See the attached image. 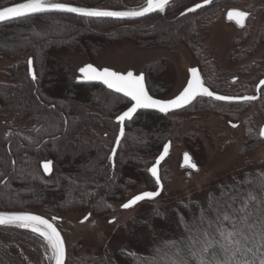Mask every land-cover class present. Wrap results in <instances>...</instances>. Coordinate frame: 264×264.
<instances>
[{
	"label": "trees",
	"instance_id": "trees-1",
	"mask_svg": "<svg viewBox=\"0 0 264 264\" xmlns=\"http://www.w3.org/2000/svg\"><path fill=\"white\" fill-rule=\"evenodd\" d=\"M18 1L22 0H0V7ZM191 1L173 0L164 13H152L132 20L55 12L0 24V58L17 61L10 66V80L0 82V112L11 113V123L14 124L25 117L32 121L22 131L13 130L12 125L7 124L11 130L0 135V210L30 211L56 217L67 212L85 211V214L104 217L111 205L122 204L129 198L127 194L131 186L141 183L143 189H148L156 185L145 163L147 159H144L149 157L148 160H153L168 140L174 129L172 112L142 109L131 120H126L124 135L112 163L110 147L118 132L114 118L130 101L100 83L76 81L77 73L52 61L51 54L60 50L86 51L107 41L122 39L138 41L144 38L143 43L152 39L153 43H164L165 46L176 44L192 35L191 29L199 15L215 19L225 0H214L196 12L180 15L196 2ZM59 2L123 10L141 6L145 0ZM247 2L251 6L252 0ZM171 20L172 28L152 35L151 29L160 30ZM26 33L32 35V40L18 39ZM255 39V43L261 40ZM190 45L194 50L199 49L195 42ZM29 58L33 61L35 81L27 69ZM207 65L219 82L221 75L218 70ZM201 69L204 73L205 70ZM148 71L145 67L143 73L147 89L151 95L159 97L167 87L154 88ZM206 79L216 87L212 84L214 80ZM31 92L37 93V98L43 99V103L31 99ZM203 100L205 103L200 106L206 105L216 112L236 111L235 104ZM93 101L105 107L107 119L99 111V118L92 120L90 115L93 112L89 109ZM192 109L194 104L178 112L187 114ZM105 119L111 123L105 135L109 145L94 129ZM255 137L252 134L251 138ZM46 159L52 162L49 175L43 174L40 168V162ZM248 191L264 194L263 164L215 183L202 200L179 199L172 205L157 208L151 206L154 199L140 201L136 205L145 204L142 207L146 210L143 216H136L122 226L125 231L121 239L89 258H75L72 264H173L179 259L178 252L189 259L188 246L195 242L193 250L198 249L205 232L219 238L216 227H223L225 232L231 230L227 222L223 225L216 222L214 200H227L238 194L244 196ZM209 221L213 222L212 227H209ZM262 254L264 249L255 251V255L249 253L246 258L259 264ZM50 255L42 237L16 226H0V264H51L46 259Z\"/></svg>",
	"mask_w": 264,
	"mask_h": 264
},
{
	"label": "rangeland",
	"instance_id": "rangeland-1",
	"mask_svg": "<svg viewBox=\"0 0 264 264\" xmlns=\"http://www.w3.org/2000/svg\"><path fill=\"white\" fill-rule=\"evenodd\" d=\"M195 1L202 0H192L191 2ZM50 2H59V0H50ZM141 6L123 10H134ZM230 8L249 13L243 27L226 19L225 13ZM204 17L199 15L195 27H192L193 30L191 29L192 35L176 44L165 46L164 43H153L152 39L147 40L148 42L145 40L146 43H143L144 38L140 39L141 41L122 39L107 41L99 45L98 48L86 51L83 49L56 51L51 54V58L52 61H56L76 73L77 69L85 63H92L98 68H111L117 72L132 70L139 73L145 71V67H147L151 85L154 88L155 86L163 87V89L167 87L164 94L159 97L168 98L183 87L187 79V68L194 65L202 67L205 70L204 75L214 80L215 83L212 84L216 86L215 89L222 91L218 77L211 73L207 64L218 70L219 76L221 75L223 79L235 75L239 66L232 60L231 55H234L235 49L243 37L249 35L243 42L241 41L240 46L250 49V45L254 43L251 42V39L261 40L256 43L257 46L252 52L247 50L245 55L247 59L244 62L258 61L257 58H259L260 62L257 66L253 65L254 68L251 71L255 78L261 76L264 72V0H252L251 6L247 0H225L221 3L220 11L215 19ZM171 22L172 20L160 30L151 29L152 35L160 32L162 34V31L172 28ZM32 38L30 33L18 37L20 40H32ZM193 42L197 43L199 49L194 50L191 47L190 43ZM15 62L17 61L8 57L0 58V82L10 80V66ZM239 74L242 76L243 72H239ZM232 87L228 90L235 91L236 87ZM36 95L35 92L29 94L31 99L43 103V99L37 98ZM197 105L199 106H194L195 111L192 109L187 114L178 111L170 113L174 120V129L168 137V140L171 141L170 152L159 166L162 190L160 196L151 201V206L166 207L179 199L202 200L215 183L226 181L230 176L248 168L264 165V142L251 143L252 130L255 127L258 131L260 124L264 123V108L255 103H249L244 107L246 108L244 111H237L232 117H228L206 105L203 107L200 104ZM84 110L86 111V109ZM89 110L93 112L90 115L92 120L99 118V111L104 113L106 119L108 118L106 117L108 116L107 110L97 101L92 102ZM11 119V113L0 112V135L7 133L11 128L18 131L26 130L32 124V121L27 117L16 124L11 123ZM106 119L102 125L94 126V129L101 140L109 145L108 137L105 135L108 133V126L111 123ZM227 120L232 123L239 122V125L236 128L231 127L226 122ZM7 124H11V128L7 127ZM112 147H110V151ZM185 151L190 154L197 170L180 165L181 155ZM148 159L150 158H145L144 161L146 160L145 163L149 167L155 158ZM136 184L130 187L127 198L147 189L146 187L143 189L141 183ZM156 187L157 184L149 186L148 189ZM120 205L121 203L111 205L109 213L104 217L91 214L84 221L80 220L84 217L85 211L61 214L60 220L56 224L65 241V264H72L77 257L89 258L100 249H106L124 236L125 230L121 229L123 225L136 216H143L146 210L142 207L145 204L134 205L129 209L121 208Z\"/></svg>",
	"mask_w": 264,
	"mask_h": 264
},
{
	"label": "snow or ice",
	"instance_id": "snow-or-ice-1",
	"mask_svg": "<svg viewBox=\"0 0 264 264\" xmlns=\"http://www.w3.org/2000/svg\"><path fill=\"white\" fill-rule=\"evenodd\" d=\"M170 0H145L144 5L139 10L134 11H101L94 9H86L81 7H73L66 3H52L50 0H27L24 3H17L11 7H4L0 10V23H6L17 18L32 16L35 14L46 12H64L73 13L83 17H115V18H135L143 17L149 13L164 12L165 7ZM212 3V0H203V4H196L194 8H189L188 12H194L204 5ZM183 14V13H182ZM238 17L235 23L239 27H243V20L247 18L248 13L243 11H229L228 19ZM33 61L28 60V71L35 81L36 76L32 72ZM190 78L187 81L186 87L174 99L162 101L153 99L145 89L144 77L135 76L132 72L127 74H119L108 69L97 70L92 65H86L80 68L81 76L86 82L97 81L105 85L109 90L122 94L132 102L131 107L116 117L120 127V136L124 135V122L131 120L133 114L138 109H156L161 113H167L174 109L183 108L192 103L198 96H206L216 101H230L234 98L228 96L215 95L203 85L200 75L195 68L189 70ZM264 85V80L260 81ZM243 100H253L255 97L245 96ZM236 127V125H233ZM260 137L264 138V129L260 131ZM119 144V137L116 140ZM170 145H164V155L168 153ZM113 155L115 149L112 150ZM164 155L148 169L151 176L155 178L156 184L160 185L158 174V165L164 159ZM111 159V157H109ZM185 164L193 170H197V166L191 163L190 157L185 154ZM45 174L51 172V162L46 161L42 164ZM160 192H143L136 195L127 203L123 204L124 209L132 208L140 201L151 200L159 196ZM222 195H227L223 193ZM211 199V197H210ZM216 205V222L223 225L225 222L231 225V230L225 232L223 227H216L215 231L218 234L212 236L205 232L203 241L200 242V247L195 251V242L188 246L189 259H185L177 253L178 261H173V264H254L253 261L246 257L249 253L255 255V251L264 249V194L248 191L244 196L229 197L227 200H214ZM239 205V206H236ZM55 219V218H54ZM87 219V217L85 218ZM0 225H15L18 228L26 229L43 238L47 245V249L51 255L46 257L49 261H54V264H65V247L60 233L49 223L48 220L31 214H0ZM213 226V222L209 221V227ZM252 245V246H249ZM172 246H176L173 244ZM255 249V251H254ZM239 257V259H237ZM259 264H264V254H262Z\"/></svg>",
	"mask_w": 264,
	"mask_h": 264
},
{
	"label": "flooded vegetation",
	"instance_id": "flooded-vegetation-1",
	"mask_svg": "<svg viewBox=\"0 0 264 264\" xmlns=\"http://www.w3.org/2000/svg\"><path fill=\"white\" fill-rule=\"evenodd\" d=\"M248 36L249 35H247V37ZM247 37H243V39L241 41L243 42V40L246 39ZM241 41H240V43H238L239 46L238 45H237L238 47L236 46L237 48L235 49L234 55H231L232 60L235 61L236 64H238L239 69H238V71H236L237 73L235 75H231L227 79H226V77H224V79H223V77L220 76L219 84H220V90H222V91L216 90L215 89L216 87H212L210 85V83L207 81V79H206L202 69L200 68V66L194 65V66H191V67H196L198 69V72H199L200 77H201V79L203 81V84L205 86H207L213 92H216L218 94L225 95V96H240V97L241 96H255V99H253V100H243L242 99V100H238V101H235V100L216 101V100L211 99V98L206 97V96H203V97L198 96L189 105H193L194 104V106L195 105L197 106V104H201L202 102L205 103V101L203 99H206L207 103L212 101V102H217V103L235 104L236 111H231L230 109H228L229 113H227V112L221 113L224 116L226 114L228 117H232V115L235 112H237V111L238 112L239 111L240 112L244 111L246 109L244 107L249 105V103L250 104H254L255 103V104L259 105L261 108H264V85L259 84L261 80H264V72H262L261 76L255 78V76L253 75V72L251 71V69L254 68L253 65H255V66L258 65V63L260 62L259 61L260 59L257 58L258 61L255 60L256 62L255 61H253V62L245 61L244 62V60L247 59V58H245L247 50L252 52L255 49V47L257 46V44L255 43L257 40L256 39H251V42H254V43H253V45L249 44L250 47H251L250 49H248L249 47L246 48L244 46H240V44L242 43ZM239 47H241V48H239ZM189 68L190 67L187 68V78H188V69ZM239 72H243L242 76L239 74ZM186 81H187V79H186ZM232 85H233V87H232ZM230 87H232V88L236 87L234 89L235 91L228 90ZM230 108H231V106H230ZM226 122L231 127H233V125H236V127L239 125V122L232 123L230 120H227ZM263 125H264V123L260 124L258 131H256L257 129L254 127V129L252 130L251 135L254 134V135H256V137H255V139H251V143L256 142V144H258L260 141L264 142V138H261L260 135H259L261 126H263ZM118 128H119V125H118Z\"/></svg>",
	"mask_w": 264,
	"mask_h": 264
},
{
	"label": "water",
	"instance_id": "water-1",
	"mask_svg": "<svg viewBox=\"0 0 264 264\" xmlns=\"http://www.w3.org/2000/svg\"><path fill=\"white\" fill-rule=\"evenodd\" d=\"M171 1H172V0H170V2H171ZM213 1H214V0H212V2H213ZM24 2H27V0H22V1H18V2H15V3H11V4H7V5H4V6H1V7H0V10H2L4 7H11V6H14V5L17 4V3H24ZM54 3H64V2H54ZM198 3L203 4V0H202V1H199V2H196V3H194V4L190 5V6H188L187 8H185V9L180 13V15H181L182 13H183V14H186V13H193V12H188V9H189V8H194L195 5L198 4ZM66 4H68V5H70V6H73V7H81V8L94 9V10H101V11H116V12H123V11H134V10H139V9H140V8H138V9H134V10H116V9H106V8H97V7H86V6H81V5H76V4H70V3H66ZM210 4H211V3H210ZM210 4L204 5L203 7L209 6ZM203 7H201V8H203ZM199 9H200V8H199ZM199 9H197L196 11H198ZM233 10H235V11H241V10H238V9H232V8L228 9V10L226 11V13H225V17H226L227 20H229V19H228V12H229V11H233ZM196 11H194V12H196ZM243 12H245V11H243ZM46 13H55V12H46ZM56 13H64V12H56ZM246 13H247V12H246ZM40 14H41V13H40ZM65 14L76 15V14H73V13H65ZM149 14H151V13H149ZM35 15H36V14H35ZM147 15H148V14H147ZM104 18L132 20V19H137V18H140V17H135V18H115V17H104ZM237 19H239V18L234 16V17L232 18V21L235 22ZM244 22H245V19L243 20V24H244ZM0 24H1V23H0ZM236 25H237V24H236ZM29 59H31V58H29ZM29 59H28V60H29ZM89 64L92 65L93 67H95L97 70H101V71H102V70H104V69H108V70H110V71H115V70H113V69H111V68H106V67L98 68V67H96V66H95L94 64H92V63H85V64H83L81 67H79V68L77 69L78 76L76 77V81L86 82V81L83 80V77L81 76L80 68H82V67H84V66H86V65H89ZM27 67H29V66H28V62H27ZM191 68H195V69H197L196 67H190V68L188 69V78H187V81H188V79L190 78V72H189V70H190ZM197 71H198V69H197ZM28 72H29V71H28ZM32 72L34 73L33 65H32ZM115 72H117V71H115ZM128 72H132L135 76H143V77H144V85H145V89H146V91L148 92V94H149L153 99H157V100L168 101V100L174 99L176 96H178V95L183 91L184 87H186V85H187V81H186L185 85H184V86H183V87H182V88H181V89H180L175 95H173V96H171V97H168V98L156 97V96H153V95H151V94L149 93V91H148V89H147V86H146L145 76H144V73H143V72L135 73V72L132 71V70H127V71H125V72H117V73L124 75V74H127ZM198 73H199V72H198ZM29 75H30V74H29ZM199 75H200V74H199ZM30 77L32 78L31 75H30ZM200 79H201V77H200ZM201 81H202V79H201ZM91 82H97V81H91ZM202 82H203V81H202ZM97 83H100V82H97ZM100 84L103 85L102 83H100ZM259 84H260V83H259ZM203 85H204V84H203ZM103 86L106 87L105 85H103ZM204 86H205V85H204ZM205 87H207V86H205ZM106 88H107V87H106ZM207 88H208V87H207ZM107 89H108V88H107ZM208 90L211 91V92H213V91L210 90L209 88H208ZM213 93H214L215 95H221V94H218V93H216V92H213ZM117 94H119V93H117ZM119 95L123 96L122 94H119ZM221 96H225V95H221ZM123 97H124V96H123ZM228 97H232V98H234V99H232V100L238 101V100H242V98L245 97V96H241V97H240V96H228ZM252 97H255V96H252ZM125 98L128 99V100L130 101L129 98H127V97H125ZM131 104H132V102L130 101V104H129L125 109H123L119 114H117V115L115 116V118H114L115 122H117V121H116V117H117L118 115H121L124 111H127V109H128L129 107H131ZM188 105H189V104H188ZM188 105H186L185 107H187ZM185 107H183V108H185ZM183 108L174 109V110H171V111H169V112H167V113L175 112V111L181 110V109H183ZM138 110H142V109H138ZM138 110H137V111H138ZM146 110H155V111H158V110H156V109H146ZM158 112H159V111H158ZM134 114H135V113H134ZM134 114H133V115H134ZM118 125H119V124H118ZM120 127H121V126L119 125L118 132H117V134H116V137H115V140H114V144H113V147H112V150L115 149V153H116V150H117V147H118V144L116 143V140H117V138L119 137V141H120V139H121V137H122V136H120ZM123 127H124V125H123ZM261 129H264V125L261 126ZM261 129H260V131H261ZM166 144L171 146V141H170V140H167V141L162 145V147H161L159 153L156 155V157H155V159H154V162L148 167V169L151 168V167L155 164V162L160 158L161 155H164L163 149H164V145H166ZM112 150H111V152H110V157H111V162L113 163L115 154L113 155V151H112ZM169 152H170V147H169L168 153H167L166 155H164V159L168 156ZM185 154H187V155L190 157V160H191V156H190V154H189L187 151L183 152L182 155H181V163H180L181 166L185 164V161H184V156H185ZM164 159H163V160H164ZM163 160H161L160 163H159V165L157 166V167H158V174H159V166H160V164L162 163ZM46 161H50V162H51L50 159L42 160V161L40 162V168H41V171L43 172V174H45V172H44V169H43V167H42V164H43L44 162H46ZM191 163L195 164L192 160H191ZM195 165H196V164H195ZM182 167H183V166H182ZM189 168H190V167H189ZM190 169L193 170L192 168H190ZM51 171H52V162H51ZM50 173H51V172H50ZM50 173H49V174H50ZM149 173H150V172H149ZM49 174H45V175H49ZM150 174H151V173H150ZM159 178H160V175H159ZM153 179L155 180V178H153ZM161 190H162V182H161V179H160V185H159V186L157 185V187H156L155 189H152V190L147 189V190H143V191H141V192H138V193L132 195L131 197H129L128 199H126V200H125L120 206H121V208H123V207H122L123 204L127 203V202H128L129 200H131L133 197H135L136 195H140V194H142L143 192H155V191H159V192H161ZM156 197H157V196H156ZM0 214H7V215H13V214H31V215H37V216H40V217H42V218L48 220L49 223H51V224L57 229V231L60 233V236H61L62 240L64 241L63 235H62L60 229L58 228V226H57V224H56V222L60 220L59 217H56V216H46V215H43V214H40V213H36V212L21 211V210H0ZM88 216H89L88 213L85 214L84 217H82V219H81L80 221H84V220H86L85 218L88 217ZM54 218H55V219H54ZM0 226H3V225H0ZM64 247H65V241H64ZM65 259H66V248H65ZM52 264H54V261H52Z\"/></svg>",
	"mask_w": 264,
	"mask_h": 264
}]
</instances>
